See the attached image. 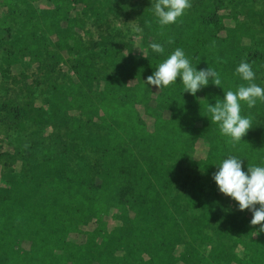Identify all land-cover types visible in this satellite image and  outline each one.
<instances>
[{
    "label": "trees",
    "instance_id": "trees-1",
    "mask_svg": "<svg viewBox=\"0 0 264 264\" xmlns=\"http://www.w3.org/2000/svg\"><path fill=\"white\" fill-rule=\"evenodd\" d=\"M33 1L20 0L23 9L13 11L11 26L3 29L16 27L4 61L28 57L45 66L40 53L47 45L53 47L54 64L61 60L60 51L79 55L71 65L74 80L67 86L52 83L47 100L48 121L70 122L69 145L44 148L19 175L4 176L0 264H264L260 225L252 226V213L239 211L212 179L230 155L242 159L245 172L248 164L264 167V100L257 98L251 109L241 102V115L252 117V127L235 144L207 111L224 91L246 85L235 72L242 61L252 64L253 82L264 88V47L241 43L251 37L250 27L234 24L225 37L218 36L224 0H192L175 23L163 27L152 9L135 6L146 54L126 53L127 68L104 74L93 64L95 54L72 32L79 21L66 16L78 5L83 12L98 9L89 0H46L51 8L37 13ZM101 2L109 11V0ZM245 13L252 19L258 15L252 9ZM169 38L174 43L168 44ZM152 42L161 43L165 52H152ZM259 44V39L253 43ZM177 47L197 70L214 68L221 86L210 81L193 96L184 92L179 77L160 91L145 85ZM104 50L108 64L121 52L119 47ZM71 110L83 119L69 118ZM92 127L102 133L91 135ZM197 145L204 155L188 161L193 177L183 193H175L179 163ZM79 146L93 156L73 167L67 155ZM213 221L221 228L212 227ZM212 236L223 241L201 248ZM232 245L242 248L241 258Z\"/></svg>",
    "mask_w": 264,
    "mask_h": 264
},
{
    "label": "rangeland",
    "instance_id": "rangeland-1",
    "mask_svg": "<svg viewBox=\"0 0 264 264\" xmlns=\"http://www.w3.org/2000/svg\"><path fill=\"white\" fill-rule=\"evenodd\" d=\"M89 1L98 9L97 12H83L78 5L66 16L79 21L80 26L73 27L72 32L80 38L86 51L95 54L93 64L99 73L115 74L127 68L130 62L122 58L126 53H131L135 58L145 56V49L140 43L141 31H135L139 26L133 8L138 6L151 9V3L155 0H109V11H106V7L101 8L102 0ZM32 4L37 13H46L51 8V3L46 0H34ZM22 9L20 0H0V187L6 174L19 175L42 149L54 147L59 150L62 144L69 145L66 133L70 122L48 121L47 100L52 83L67 86L74 80L71 65L79 55L60 51L61 60L54 64L53 47L47 45V52L40 53L41 62L45 66L28 57L6 64L4 58L11 52L8 42L14 38L16 27H11L10 32L3 29L6 25L11 26L9 18L12 12ZM248 9L258 12V15L252 19L245 13ZM218 14L221 15L216 30L219 37H225L227 30L234 24H243L250 27L251 37L241 41L242 45L253 46L256 50L264 47V0H224ZM232 16H235L234 20ZM102 38L106 40L104 44ZM258 39L262 45H253ZM114 47H119L121 52L108 64L103 56L104 49ZM262 62L264 66V54ZM48 66L51 68L49 73ZM155 92L156 89H153L152 93ZM67 114L69 118L83 119L79 111L71 110ZM101 133L95 127L90 129L91 135ZM204 152V147L197 145L187 160L179 163L180 178L175 193H183L193 177L188 161L203 157ZM92 156L91 150L79 146L78 150L67 155V160L71 166L76 167L82 164V160H91ZM217 224V221H213L211 226L221 228ZM207 233L212 231L208 230ZM230 237L233 239L234 235ZM221 241V238L212 236V242L203 244L201 248L213 247ZM232 252L240 258L243 256L240 246L232 245Z\"/></svg>",
    "mask_w": 264,
    "mask_h": 264
},
{
    "label": "clouds",
    "instance_id": "clouds-1",
    "mask_svg": "<svg viewBox=\"0 0 264 264\" xmlns=\"http://www.w3.org/2000/svg\"><path fill=\"white\" fill-rule=\"evenodd\" d=\"M190 7V0H155L151 3V9L162 27L175 23ZM135 31L142 29L137 28ZM167 43L172 44L174 40L169 38ZM149 47L157 54L165 52L161 43L152 42ZM235 72L247 82L246 85L242 84L235 92L224 91L222 100L217 99L214 106L209 103L207 105L211 121L219 122L221 133L230 137V143L233 144L242 142V137L252 127V117L241 115V102H246L247 107L251 109L255 107L257 98L264 100V88L253 82L255 72L251 63L242 61ZM177 77L184 85V92L193 96L210 81L217 87L221 86L220 75L214 68L208 66L206 69L197 70L179 47L155 68L144 84L155 86L160 91L162 87L176 82ZM242 166V159L230 155L217 166L218 170L212 179L222 194L238 203L239 211L247 209L252 213L251 225H260L259 233H264V167L248 164L245 172ZM256 205H259V208ZM259 233L256 232L257 235Z\"/></svg>",
    "mask_w": 264,
    "mask_h": 264
}]
</instances>
